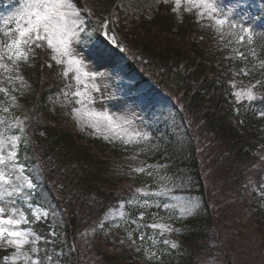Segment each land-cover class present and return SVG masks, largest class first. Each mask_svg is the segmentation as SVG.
I'll return each instance as SVG.
<instances>
[{"label": "trees", "instance_id": "trees-1", "mask_svg": "<svg viewBox=\"0 0 264 264\" xmlns=\"http://www.w3.org/2000/svg\"><path fill=\"white\" fill-rule=\"evenodd\" d=\"M75 1L80 5L79 0ZM229 1L222 3L226 5ZM11 2L16 0H0V9ZM195 15L182 8V20H177L172 3L161 2L151 19L142 17L130 27L113 21L108 24L125 49L117 52L109 46L122 61L114 67L120 75L118 80L127 82L139 99L150 102L145 116L151 122L153 144L147 158L151 162H165L173 173L186 176L191 191L203 201L196 216L179 222L184 229L172 236L178 247L166 250V255L162 253L163 264H196L203 258L214 260L225 254L216 222L219 216L213 208L218 190L245 208L256 224L264 226V195L260 191L264 183V118L258 115L262 105L256 101L241 107L235 103L231 95L234 89L229 83L240 77L264 81V69L259 68L264 57V38L254 28L258 35L251 46L256 59L249 57V62H241L230 54L233 44L219 43L215 29L196 22ZM88 18L87 29L94 32L93 43L104 41L99 35L100 23ZM40 49H35L32 63L23 68V76L32 83L35 96L33 100L22 98L24 116L28 117V143L25 147L22 138L19 154L20 159H30L26 169H32L31 165H37L38 161L42 163L43 169L38 167L37 172H31L39 185L35 202L57 210L55 223L59 224L60 236L55 244L41 243L42 259L45 261L53 248L55 257L65 264H137L133 256L129 257L126 246L122 249L114 243L102 246L100 242H105L104 239L117 241L119 236L106 229L109 226L101 229L97 224L109 207L131 198L134 188L147 179L143 173L137 174L139 178L128 174V162L139 146L125 148L47 126L44 119L63 116L72 108L65 106L62 95H57L70 81L56 67L49 68V79L40 78ZM243 64L251 74L234 75ZM31 71L35 72L34 77ZM259 87L264 94V84ZM162 101L176 111L178 121L186 124L185 132L194 137L193 143L172 147L180 141L174 140L165 106L160 105ZM161 132L166 136L160 135ZM185 154L188 160L182 161L180 157ZM34 227L48 238L44 223H36ZM106 233L113 238L111 241ZM3 254L0 252V257Z\"/></svg>", "mask_w": 264, "mask_h": 264}, {"label": "snow or ice", "instance_id": "snow-or-ice-1", "mask_svg": "<svg viewBox=\"0 0 264 264\" xmlns=\"http://www.w3.org/2000/svg\"><path fill=\"white\" fill-rule=\"evenodd\" d=\"M183 2L190 6L185 11L195 12L197 22L204 19L210 21L208 26L215 28L221 40L226 36L231 37L229 44L235 42L237 45H242L247 42L251 45L253 37L258 35L248 22V14L243 11L246 0H235L231 6L224 5L222 0H183ZM175 3L178 6L181 0H175ZM173 11H177V8H173ZM261 15H264V7H261ZM88 22L89 18L84 16L83 10L73 0H17L15 10L5 17H0V78H2L0 82L6 81L12 92L27 87V82L21 74V65L27 64L30 57L35 56V49L46 48L49 50V59L56 65L63 66V77L68 78L70 73L73 74L71 80L75 82L76 90H73L71 83H66L57 95L63 96L65 106H78L72 107V113L78 122L90 127L93 135L102 136L105 141L119 142L125 148L142 143L148 145L153 139V129L151 122L143 113L147 110L149 101L134 98L131 100V107L126 103L119 114L104 107L111 95V83L108 82L113 79L111 71L108 70L111 61L109 46L119 48L120 52H124L125 49L116 36L110 35L107 31V20L103 25L104 31L99 33L104 36V41L93 43L94 32L88 31ZM259 35L264 37V32ZM86 42L91 44L90 54L81 50L80 45ZM233 51L235 52L233 59L247 61L249 57L255 59L257 55L254 49L247 53L239 49ZM97 62L105 67V71L96 70ZM259 68L264 69V60L259 61ZM234 75L248 76L250 70L241 68ZM98 79L100 83H97ZM229 83L233 89L236 88L235 80ZM262 84L264 81H257L241 90H234L231 95L235 98V103L245 98L249 102L259 101L262 108L258 111V115L264 118V94L254 91ZM0 93H4L8 98L7 106H3V102H0V112L9 113L10 109L16 106L17 97L11 95L8 88H0ZM93 105H100L103 110L98 111ZM27 119V116L24 119L19 117L8 119L0 116V247L10 246L14 249L11 256L3 258L6 264L9 261L15 264L21 259L24 264H51V256L46 257L43 262L40 260L38 253L41 249L37 245L55 244L59 238V224L55 223L57 210L35 203L36 189L39 185L24 175L29 158L25 157L21 160L19 153L22 138L25 147L28 143ZM11 129L18 130V134L9 135L8 131ZM149 167L145 165L131 171L144 173ZM163 167L165 166H157V171ZM148 175L151 176L152 172L149 171ZM158 183L163 186L156 191L147 187L136 188L132 198L120 201L119 216L125 220L126 226L135 225V230L159 229L162 235L177 231L166 224L140 223L144 219L146 210L153 207L158 211L161 207L170 210L176 206L165 202L162 198L179 200L167 187L169 183L175 186L171 177L167 175L159 177ZM260 191L264 195V183L260 185ZM125 205L138 210L135 219H126V213L123 211ZM195 207L194 202H188L187 206L180 207V212L187 214ZM26 213H31V219ZM112 215H116V212ZM36 223L46 225L48 238L33 230L32 225ZM103 226L101 222L99 227L102 229ZM115 226L119 227V224ZM127 238L131 244H135L133 231L127 232ZM138 238L144 241L145 233L140 232ZM152 243L155 245L157 241L152 239ZM163 244L169 245L170 241L165 239ZM26 245H31L30 252L24 250ZM170 246L175 249L177 244L171 242ZM71 251L72 249H69L70 253ZM151 256H155V253H151Z\"/></svg>", "mask_w": 264, "mask_h": 264}, {"label": "rangeland", "instance_id": "rangeland-1", "mask_svg": "<svg viewBox=\"0 0 264 264\" xmlns=\"http://www.w3.org/2000/svg\"><path fill=\"white\" fill-rule=\"evenodd\" d=\"M160 1L161 0H81V3L83 5L82 6L83 12L85 14H89L94 17L98 16L99 17L98 20L102 16L107 17L111 15L113 10L115 11V9L117 8L116 11L114 12L115 17L123 19L128 24V26H130V24L133 22L138 23V21H140L142 17L147 18V19L152 17L153 13L157 9V4ZM173 2H174V8H177L176 12H179V9L182 6L186 8L190 7L189 5L185 4L183 0H181V4L178 6L176 5L175 0H173ZM234 2L235 0H230L228 3H226V6H231V4ZM263 6H264L263 0H246V6L243 9V11L248 14V18H249L248 22L253 26V28L258 30L256 32H259V33L264 32V15H263V18L261 19L259 18V13H261V7ZM16 7H17V3H14V4L8 3L3 8L0 9V17L7 16L10 12L14 11ZM196 22H197V18H196ZM104 23H105V20L103 22V25ZM198 23L210 24V21H208L207 19H204ZM254 37H253V40H254ZM169 39L173 40L171 36L169 37ZM230 39L232 38L226 36L223 40L219 38L218 41L219 43H222L223 46H226L227 44L225 45V42L228 43ZM231 44H233V47L231 49L230 54L233 57L235 56V52L233 51V49H239L240 51H243L245 53H246L248 46H249L248 48L249 50L254 49V47L251 45H248L247 42H245L242 45H237L235 42ZM80 47L84 53L90 54L91 44L86 42V43L81 44ZM41 49H45V48H41ZM110 55H111V61L108 65V70L111 71L113 79L112 81L108 82V83H111V89H110L111 95L109 96V99L106 101V104L104 105V107H107L113 112H117L116 109H118L119 106L120 108H122L121 105L124 107V105L127 103L128 106L131 107V100L134 98H140V97L138 94H135L133 91H131L128 88L127 82H124L122 79L118 80L120 75L115 73L114 67L118 63H121L122 61H121V58L118 56L117 52L110 51ZM40 59L41 61H43L46 67H48L50 63L52 64L54 63L53 61L49 59V50L47 52V59L46 58L44 59L40 58ZM255 59L252 58V60L254 61ZM249 60L250 58L246 62H249ZM262 60H264V57ZM243 61L245 60H241V62ZM31 62L32 61L30 57L27 64L21 65L22 75H23L22 67L25 65H30ZM56 66L59 67V65H56ZM54 67L55 66H53L52 68ZM57 69L62 71L63 67H60ZM43 70H44V75L48 76L47 68ZM96 70L103 72L105 71V67L100 66L99 63L97 62ZM72 75L73 74L70 73L68 80L73 85V90H76L75 82L71 80ZM31 76L33 77L35 76L34 71H31ZM25 81L27 82V87L17 92H12L11 87L8 85L6 81L0 82V88H8L9 93L17 97L16 106L12 107L9 113L0 112V116H4L8 119H11L14 117H19L20 119H24L25 103L22 100V98L28 97L31 100H33L35 96L32 83L28 79H25ZM88 83L90 84L91 82L89 81ZM97 83H100L99 79L97 80ZM252 83H256V82L250 81L244 84L242 82L239 83L236 80L235 90H241L242 88H245L246 86ZM82 87L83 86H81V88ZM17 88H19L18 84H17ZM172 90L174 89L172 88ZM259 90L260 89L258 88L254 89L256 93H258ZM0 102H3V106L8 105V98L5 96L4 93H0ZM238 104L241 107H243V106H249L250 104H252V102L247 101V99L245 98L244 100L240 101ZM160 105L165 106L164 101H162ZM93 106L96 107L98 111L103 110V108L100 105H93ZM165 109H166L165 117L167 118V122L169 126H171V129L174 132L173 133L174 140L179 139L180 141L178 145L173 143L172 147L174 148L179 145L181 147L182 144L189 145L190 142L193 143L195 141L193 140L194 137L187 136L185 132L186 124H183L180 121H178V115L176 111L170 106H165ZM19 111H21L22 113H19ZM137 111H140V109H137ZM119 112L117 113L119 114ZM147 112H149V108H147V110L143 114L145 115ZM63 114L68 118V119L62 118L63 120H60L64 123L65 128H71L76 131L87 132L86 134H92V129L90 127L85 125L83 122L77 121L76 116L73 115L72 113V109H69V112H64ZM64 119L66 121H64ZM204 133L205 131L203 132L202 136L204 135ZM8 134L9 135L18 134V130L11 129L8 131ZM163 134H164L163 132L160 133V135L162 136ZM164 135L166 136V133ZM95 136L100 137V138L102 137L99 135H95ZM152 144H153V141L151 140L148 143V145H145L143 143L138 145L139 148L135 151V153L137 154H132L131 159L128 162V166H127L128 172H129L128 174L133 177H138V178H139V175L137 174H140V173L132 172L131 169L144 167L145 165L150 166L143 174L147 176L146 180H150L152 181V183L146 180H142L144 182L140 181V184H139V181H138L139 185H137L134 188V190L136 188L147 187V189L149 190L156 191L158 190L159 187L163 186L158 183L159 177L167 175L171 177L175 183V186H173L172 183H169L167 184V187L172 190L171 194L177 196L179 200L173 201L167 197L162 198L165 202L170 203V204H175L176 206L174 208H171L170 210H164L162 207H161V210L159 211L155 207L151 208L150 210H146L144 219L140 221V223L144 225L151 224V223L166 224V225H170L173 229H176L177 231L172 232V233H164L162 235L159 229L152 230L148 228H143L140 230H135V225L128 224L126 226L125 220L121 219L119 216V211H120L119 205L115 207L114 206L109 207V209L102 215L101 219L99 220V223L97 224V227L102 222L104 226L105 225L109 226L106 229H108L109 231L112 229L111 232L115 236H119V239L117 241H111V239L113 238L111 236L107 237V233H109L108 231L106 233V237L107 239H110L111 242H108L107 240L104 239L105 242L103 241L100 242L102 246L105 245L104 243H107V244L114 243L113 245L116 247H119V249H122L124 246H126V248H128L130 252L129 257L134 256L137 258L136 260L139 259L140 262L145 263V264H163L164 259L161 257L162 253L166 255L167 253L166 250L173 249L170 246L171 242H175L177 244V242L172 238V236L176 232H179L184 229V227L180 225L179 222L186 220L187 218H193L194 216H196L197 213H199L202 208L203 201H202V198L199 195H197L194 190L191 191L192 188L190 187L189 179L186 176L184 177L180 175V173L178 174L173 173L171 170L167 168V165L165 162L163 163L155 162L154 163V162H151L149 158H147L149 154L148 151H152L151 150ZM180 159H182V161L183 160L186 161L188 160V155L186 154L182 155ZM21 160H23V157ZM160 165L165 166V167L160 168L157 171V166H160ZM31 166H32V169H26L24 175L29 177L33 181V183H35L33 177L31 176V172H35V170L37 172L38 167L36 164L35 165L32 164ZM149 171L152 172L151 176L148 175ZM253 187H254V184H253ZM213 200H214V203L216 204L213 208L217 210V216H219L218 217L219 220H217L216 222H217L218 231L221 232V236L223 239L221 240V242L225 248V254L222 253L221 254L222 256L220 258L214 259V260L203 258V260L198 261L196 264H264V226L261 227L258 224H256L255 221H253L255 219L250 217V215L246 212L245 208L241 207L240 205H237L238 204L237 201L229 200L225 195H221V191L218 190V192H216ZM188 202H194L196 204V207L193 208V210L190 213L181 214L180 207L182 205L187 206ZM123 211L126 213V219H129V220L135 219L138 215V210L129 205H125V208L123 209ZM113 212H116V215H112ZM26 214L29 215V218L31 219V213H26ZM116 224H119V227H116L115 226ZM32 228L37 234H39V232H37L36 228L34 227V224L32 225ZM128 231H133V239L135 240L134 245L131 244V242L127 238ZM90 232L91 233L94 232L93 227L90 230ZM140 232L145 233L144 241H141L138 238ZM150 237L157 241L155 245H153L152 239H150ZM165 239L170 241L169 245L163 244V241ZM122 241L123 243H121ZM37 247H39L42 251L41 243L38 244ZM0 249L8 251L7 254H4L3 256L0 257V264H6L3 258L5 256H11L14 249L10 246L7 248L0 247ZM30 249H31V245H26L24 248V250L27 252H30ZM52 249L53 248H51V255H48L52 257L51 264H65L64 262H62V260H59L58 258L55 257V255L53 254L54 249L53 250ZM137 249H139V251ZM40 252L38 253V256L40 260L43 262ZM151 253H155V256H151ZM7 264H12V262L9 261L7 262ZM15 264H24V261L23 259H21L19 261H16Z\"/></svg>", "mask_w": 264, "mask_h": 264}, {"label": "bare ground", "instance_id": "bare-ground-1", "mask_svg": "<svg viewBox=\"0 0 264 264\" xmlns=\"http://www.w3.org/2000/svg\"><path fill=\"white\" fill-rule=\"evenodd\" d=\"M121 107H123V106L121 105ZM118 109H119V110H121L120 106H119V108H118ZM118 109H116V111H117V112H119V110H118ZM119 113H120V112H119Z\"/></svg>", "mask_w": 264, "mask_h": 264}]
</instances>
